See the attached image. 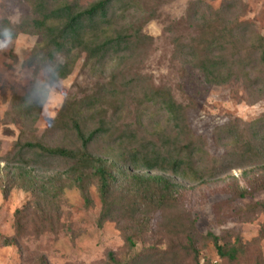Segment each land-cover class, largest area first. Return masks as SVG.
<instances>
[{
  "label": "trees",
  "instance_id": "obj_1",
  "mask_svg": "<svg viewBox=\"0 0 264 264\" xmlns=\"http://www.w3.org/2000/svg\"><path fill=\"white\" fill-rule=\"evenodd\" d=\"M24 1L33 6L37 16L31 21V27L39 31L45 27L41 31V52H56L67 59L74 50H82L94 68L106 66L113 57H117L122 67L141 45L152 41L140 26L143 0H92L87 5H81L80 0ZM203 3L197 0L192 6ZM190 13L185 22L192 31L191 36L176 38L178 49L186 55L188 63L214 86L240 79L241 72L249 88L257 90L263 98L264 37L257 36L254 43L246 46L245 29L238 22H228L223 12L208 7L207 12L197 8L195 13ZM4 23L6 27L9 24ZM5 31L7 28H0V34L8 36ZM69 67L67 62L59 64L54 79L64 77ZM118 72L112 74L116 88L104 89V99L114 103L112 112L102 105L86 103L81 116L62 124L61 142L55 147L43 143L19 144L17 160L3 169L4 186L10 188L16 184L36 196L32 223L36 222L35 229L40 235L62 227L59 213L64 179L80 191L88 203L90 188H97L102 203L100 222L119 220L123 223L118 216L123 214L127 223L122 236L129 259L120 261L110 253L109 264H211L202 263L200 245L207 243L214 246L222 264L246 261L248 249L240 238L234 240L228 234L220 237L211 232L199 234L194 219L195 206L188 199L189 192L199 194L211 185L213 178L220 175L216 173L224 162L218 159L206 162L208 154L203 140L194 136L186 108L168 90H156L151 95L145 90L143 99H139V110L144 108V103L161 105L169 119L167 127L165 123L162 127L128 124L122 129L118 117L125 105L124 98L138 83L125 82L123 71ZM89 122L92 128L87 127ZM222 131L230 148L225 161L227 170L250 163L253 170L246 171L244 177L253 176L254 187H262L257 184L263 181L264 185V131L255 132L254 138L239 130L238 125L228 124ZM99 143H103L104 148L97 154L95 148ZM238 158L244 162L242 165L231 164ZM54 162L65 164L66 170L54 172ZM123 181L126 183L122 184ZM262 192L264 187L254 190L233 185L221 190L222 194H233L238 200ZM127 197L133 200L123 206ZM236 211L239 218L262 212L264 202L244 210L236 208ZM156 212L161 213V220L154 226ZM21 213L17 211L16 216ZM25 224L26 220L17 216L18 232ZM140 243L149 247L137 254ZM44 260L42 258V264H47Z\"/></svg>",
  "mask_w": 264,
  "mask_h": 264
},
{
  "label": "rangeland",
  "instance_id": "obj_2",
  "mask_svg": "<svg viewBox=\"0 0 264 264\" xmlns=\"http://www.w3.org/2000/svg\"><path fill=\"white\" fill-rule=\"evenodd\" d=\"M196 1L143 0V8L139 11L140 26L152 41L141 45L122 67L117 57H113L106 66L94 68L82 50H74L67 59L56 52H41V31L45 27L41 31L31 27L36 16L33 6L24 0H0V28H7L5 32L9 34H0V264H42V258L47 264H109L110 253L120 261L129 259L122 236L126 220L123 214H118L123 223L119 220L100 222L102 203L97 188H90L88 203L80 191L64 179L59 213L62 227L40 235L35 229L36 222L32 223L36 196L16 184L10 188L4 186L3 169L17 160L19 144L31 142L55 147L61 142L62 124L81 116L86 103L102 105L112 112L114 103L104 99V89L116 88L117 82L114 85L112 78L115 70L114 74L123 71L125 82L138 83L124 98L125 105L118 117L122 129L128 124L162 127L165 123L167 127L169 119L163 107L144 103L140 111L139 99H143L142 91L145 90L150 95L156 90H168L186 108L194 136L203 140L208 154L206 162L211 159L224 162L216 173L220 175L213 178L202 193L189 192L199 234L211 232L220 237L228 234L234 240L240 238L248 249L247 260L240 264H264V211L242 218L235 213L236 208L244 210L264 202V192L240 200L233 194L221 193L228 185L254 190L264 187L263 181L257 184L262 187L255 188V178L244 177L246 171L253 168L250 163L227 170L225 161L230 148L222 131L232 124L238 125L239 130H244L251 138L255 132H263L264 97L260 98L257 90L249 88L241 72L240 79L227 85L208 84L203 74L188 63L176 43V38H188L192 34L185 22L190 12L195 13L197 8L207 12L209 7L223 12L228 22L241 24L245 29L246 46H250L257 36L264 37V0H203V5L192 6ZM91 2L80 0L81 5ZM4 22L9 23L7 27ZM65 62L70 65L66 75L54 79L57 67ZM61 89L64 90L62 95ZM50 98L56 103L46 107ZM87 127L92 128L93 124L89 122ZM103 148V143H99L95 152L100 154ZM234 162L231 164L244 163L239 158ZM53 167L57 173L67 168L57 162ZM132 200L127 197L123 206L131 204ZM17 211H22L17 216L26 220L19 232ZM160 220L161 213L156 212L154 226ZM146 247L149 245L140 243L135 252L138 254ZM200 250L202 263L222 264L212 244L200 245Z\"/></svg>",
  "mask_w": 264,
  "mask_h": 264
},
{
  "label": "clouds",
  "instance_id": "obj_3",
  "mask_svg": "<svg viewBox=\"0 0 264 264\" xmlns=\"http://www.w3.org/2000/svg\"><path fill=\"white\" fill-rule=\"evenodd\" d=\"M63 91H64L63 89L60 90L61 95L63 94ZM55 103H56V101L54 99L50 98L45 106L47 107L48 104H55ZM44 119L47 120V117H44Z\"/></svg>",
  "mask_w": 264,
  "mask_h": 264
}]
</instances>
